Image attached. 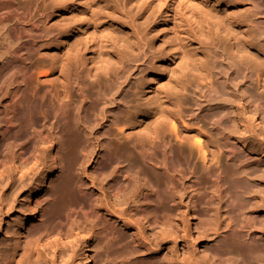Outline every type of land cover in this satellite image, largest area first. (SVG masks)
Instances as JSON below:
<instances>
[{
	"label": "bare ground",
	"instance_id": "bare-ground-1",
	"mask_svg": "<svg viewBox=\"0 0 264 264\" xmlns=\"http://www.w3.org/2000/svg\"><path fill=\"white\" fill-rule=\"evenodd\" d=\"M45 1L34 0V5L37 8L39 2L42 5ZM204 2L208 11L213 9L212 13H220L223 18L214 22L213 28L208 26L206 34L204 28H199L202 25L200 12L193 11L189 20L179 24L178 35L173 40L174 45L195 44L192 50L195 53L208 51L203 55L207 66L190 88V103L184 102L187 90L181 88L180 95L175 92L166 96L160 110L137 109L140 115L153 116L152 125L143 137L135 140L134 152L120 153L117 144L122 138H128L125 129L130 127L126 124L133 114L129 111L130 99L123 94L128 75L123 77L108 69L84 75L78 48L64 61L52 60L49 69L38 71L32 56L27 54V47L32 46L34 50L42 44L41 39L59 34L50 32L43 24V19L48 17L47 8L17 7L16 0H0V22H11L4 32L9 36L8 56L0 61V114L5 123L3 154L21 163L20 167L15 165L17 171L28 165L25 162V157H29L25 156L28 143L32 144L29 153L33 155V164L41 162L46 149L55 148L49 177L57 173L72 176V172L78 173L82 164L96 155L95 174L100 184L106 183L101 197L93 192L94 200L85 198L82 180L76 184V189L69 184L67 193L71 199L61 203L52 214H42L36 233L30 239L25 232L33 217H22L15 233L25 243L35 238L39 246V241L44 239L52 249L63 239L88 233L99 244L103 264H134L144 257L154 264H196L190 256L179 258L172 254L153 236L157 225H162L159 223L171 225L168 221L173 223L175 215L174 219L191 217L202 224H214L216 228L212 233L217 239L225 238L224 248L215 242L217 249H201L205 264H264V166L259 165L264 164V160L255 156L264 148V116L256 124L260 125L255 126L257 129H247L244 122L248 119L250 123L253 113L257 114L262 108L263 93L259 88L264 87V77L261 70H250L239 63L244 58L256 59L252 52L254 37L246 33L256 25L257 12L245 16L238 0ZM69 8L67 2L53 3L49 12L66 13ZM86 11L75 14L87 19ZM93 17L99 21L102 16L94 12ZM166 20H170L168 15ZM29 27L39 39L24 36ZM211 29L223 46L213 41ZM74 31L65 26L62 36L68 39ZM24 37L28 39L22 41ZM228 64L241 65L240 78L220 76L219 69H227ZM14 67L13 78L6 82L4 77ZM91 78H95L92 84ZM253 81L258 87L255 93L247 87ZM241 103L253 115L250 122L249 118L243 119L244 123L239 121L238 112L232 109L233 104L239 107ZM244 124L246 127L242 126ZM96 181L90 180V183L94 185ZM36 194L31 188L27 200L35 201ZM64 208L67 212L62 215ZM163 219L167 221L161 222ZM118 221L121 228L133 224L137 227L138 234H132L129 241L134 248L127 246L128 241L117 228ZM168 224L165 225L169 232L167 229L161 232L165 231L168 234L165 238L170 237L173 242L183 238L191 244L193 239L207 235L206 228L195 225L194 230L188 226L184 236H180L179 231ZM174 224L176 228V222ZM222 227L223 233L220 232ZM70 249L73 251L74 247ZM51 251L54 256L56 249ZM145 253L147 256L143 257ZM37 254L35 260L29 257L26 260L41 264V254L39 251ZM83 256L84 264L92 262L93 253L88 243L83 246ZM45 264H54V260L46 258Z\"/></svg>",
	"mask_w": 264,
	"mask_h": 264
},
{
	"label": "rangeland",
	"instance_id": "rangeland-1",
	"mask_svg": "<svg viewBox=\"0 0 264 264\" xmlns=\"http://www.w3.org/2000/svg\"><path fill=\"white\" fill-rule=\"evenodd\" d=\"M238 1L242 3L241 11L245 16H249L252 12H257V17H255L254 21L256 25L252 26L246 33V36L254 37L252 52L255 54L256 59L244 58L239 63L242 67L247 66L250 70L255 68V70H261L263 72L262 77H264V0ZM60 2H67L70 4V8L66 13L51 14L49 8L53 3ZM34 3V0H16L17 7L36 8ZM206 6L207 4L204 0H84L81 3L78 0H47L42 5L39 2L36 9L47 8L48 17L43 19L46 29L53 33L59 32V34H51L48 38L41 39L42 44L37 45L34 50L32 46H28L26 49L28 51L27 54L32 56V62L36 64L38 71H45L50 68L52 60L62 62L78 48L82 55L84 66L82 67L85 68H82L85 71L83 72L84 75L86 72L92 74L105 69L117 72L123 77L128 75L129 81L126 84L127 86L125 85L123 94L126 95L127 99H130L129 111L133 114L126 124L127 127H130L125 129V134H127L126 137L128 138H122L117 146L120 153L134 152L133 144L135 140L138 137H143L145 132L151 127V122H153L152 115H140L139 112L137 113V109L143 110L146 107H152L160 110L161 103L166 99V96L169 94L172 96V93L175 92L180 95L182 91L179 92V90L181 88L187 90L184 93V102L188 104L191 101L189 92L197 83L202 69L207 66L203 55L208 53V51L202 53L196 51V54L192 51L196 47L195 44L192 46L174 45L173 40L178 35L179 24L189 20V15L193 11L198 14L200 12L202 25H199V28H204L206 34L208 33V26L213 28L214 22L223 18L220 13H212L213 9L208 11ZM83 9L87 10V19H80L75 14V12ZM230 10L232 11L233 9L231 8ZM94 12L102 16L99 21L94 20ZM231 14L234 16L236 11ZM167 15L170 18L169 21L166 20ZM10 24L11 22L8 21L0 22V61L2 57L7 58L6 56H8L9 36L5 35L4 32ZM65 26L75 29L68 39H66V36H62V30ZM210 35L214 42H218L223 46L213 30ZM24 36L35 39L40 38L32 32L31 27L28 28ZM25 37L22 41L28 39ZM240 39H242V36ZM241 44L243 45L242 41ZM241 65L233 66L228 64L226 65L227 69H219V74L221 77L230 75L236 80L241 76L239 71ZM1 67L2 65H0ZM15 67L13 69L10 68L8 74L4 77L6 82L13 78L11 76L14 75ZM234 70L237 71L234 72ZM95 78H91L89 82L92 84ZM150 78L152 79L149 80ZM252 83H249L247 87H249L248 89L251 92L254 91L255 93L258 87L256 88L257 85L254 81ZM217 88L218 90L220 89L219 84ZM146 89H149V92H146ZM259 92L263 93L261 97L262 108L257 111V114L253 113L255 119L252 118L253 115L247 108L244 109L246 107L244 103H241L243 106L239 105V107L232 105V109L238 112L239 121L242 120V123L245 122L247 127H249L247 129L259 128L260 125L257 126L256 124L260 123L264 116V87L261 86ZM213 98L217 100V97L213 96ZM250 117L253 119L252 121ZM247 118H249V122L251 121L250 123H248ZM243 119H247V122ZM242 126H245V124ZM4 128V117L0 114V264H16L18 260L22 259L21 256L23 257L22 264H32L26 259L29 257L31 260H35L38 256V251L41 254L39 257L41 264H45L46 258L53 259L54 264H84L83 246L86 243L89 244L93 253L90 264H103L99 244L96 240L90 238L88 233H80L63 239L58 247L54 246L52 249L51 245L47 244L48 241L44 239H40L39 246L36 244L38 241H35V238L29 240L34 237L33 235L36 233L42 214H52L61 203L71 199L72 196L67 193L69 184L73 189H76V184L80 182L79 180H82L80 182L81 189L84 190L87 200H94L93 192L97 193V197L102 196V192L106 190V183L103 181V184H100V180L95 174L94 168L96 170L97 156L93 155L91 159L82 164L78 173L72 172V176L57 173L55 176L49 177L48 171L53 166L52 155L56 149H46L45 154L47 155L44 154L41 157V162L33 164L35 163L32 160L33 155L30 154L32 144L28 143L25 147V154L28 153L25 156L29 155L30 157H25V159L27 158L25 162L28 165L24 163L27 167L23 166L16 171V166L18 164V167L22 166L20 165L21 163L11 159V157L6 158V154H3L4 142L2 141V133ZM262 149V153L255 154L256 159L259 157V159L264 160V148ZM96 152H98V149H96ZM262 160H260V163L263 162ZM259 165L264 166V164ZM31 167L34 170H31ZM43 178H45L44 182H42ZM51 179H53V182H50ZM90 180L97 181L92 185ZM31 188H34L37 194L35 195V201L31 200L29 202L27 199ZM66 212L67 209L64 208L61 214L64 215ZM171 212L175 213V211ZM173 213L171 214L174 215ZM25 216L33 217L28 228H26L25 234L29 236L26 243L21 236L18 237L15 233L22 222V217ZM174 217L172 219L173 223L170 220L168 221L171 225L164 219L161 222H166L165 224L173 227L174 230L177 229L176 232L179 231L180 236H184L188 226L191 230H194L195 225L200 227L199 224L201 222L197 218L187 217L185 220L184 218L181 220L180 216H177L178 218L176 217V219ZM188 219L190 220L189 223L187 222ZM174 221L176 222V228ZM118 223L119 226L117 228L121 233L123 232V239L128 241L127 246L132 249L133 244L129 241H131L130 237L132 234H138L137 227L133 224L126 228H121V222L118 221ZM163 224L159 223L161 227L157 225V229L153 231V236L155 240L160 241L161 245L168 247L169 252L171 251L172 254L178 255L179 258H182L183 255L190 256L196 264H205L202 261L204 256L201 251L202 248L217 249L218 246L215 245V242H219L224 248L225 238L221 236L217 239L212 233L216 228L214 224L209 223V225H206V223H201L203 225L201 227L207 229V235L201 236L199 239H193L191 244L188 243V239L179 238L177 242H173L169 236V238H165L169 230L167 225L164 224V226ZM172 224L174 225L172 226ZM163 229L168 230L166 231L167 233L164 231L166 235L161 232ZM184 230L185 232L183 233ZM144 232L148 233L147 230ZM220 232H224L223 227ZM34 243L39 248L34 246ZM72 246L74 247L73 251L70 249ZM54 248L56 252L53 256V251L51 250H54ZM39 249L44 250L40 251ZM35 250L38 251L36 252ZM144 256H147V254H143ZM134 264L154 263L151 259L144 257L137 259Z\"/></svg>",
	"mask_w": 264,
	"mask_h": 264
}]
</instances>
